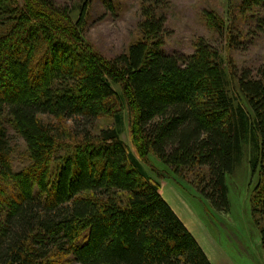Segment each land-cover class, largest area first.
I'll use <instances>...</instances> for the list:
<instances>
[{"label":"trees","instance_id":"trees-1","mask_svg":"<svg viewBox=\"0 0 264 264\" xmlns=\"http://www.w3.org/2000/svg\"><path fill=\"white\" fill-rule=\"evenodd\" d=\"M164 5L143 0L140 38L105 58L85 38L88 1L73 20L53 0H0V264H211L139 159L196 174V192L227 213L226 179L247 142L264 251V65L232 74L236 102L206 40L188 56L162 51ZM256 26L264 33V20ZM104 118L111 125L97 129ZM125 120L137 155L121 139Z\"/></svg>","mask_w":264,"mask_h":264},{"label":"rangeland","instance_id":"rangeland-1","mask_svg":"<svg viewBox=\"0 0 264 264\" xmlns=\"http://www.w3.org/2000/svg\"><path fill=\"white\" fill-rule=\"evenodd\" d=\"M56 5H66L71 16L77 18L84 1H88V28L85 38L101 56L113 58L127 50L140 38L138 23L143 0H53ZM165 19V38L162 51L169 54L191 55L199 39L206 40L219 51L233 99L242 101L232 74L246 69L254 72L264 65V33L256 23L264 20V10L245 12L234 0H165L159 9ZM221 19L222 32L215 31L208 16ZM229 33V34H228ZM231 36L232 38H228ZM126 118V113L124 115ZM121 131L122 141L137 155L132 144L129 125L125 120ZM109 118L100 119L97 129L111 125ZM15 150L14 165L21 164L22 143L11 134ZM242 157L234 172L227 177L229 211L217 212L196 192L193 179L183 180L173 175L154 156L139 159L149 176L158 180L160 194L179 219L189 221L212 238L217 247L232 264H264V251L260 243L262 222L252 210V193L257 176L251 173L249 142L242 146ZM163 176V177H162ZM60 264H76L65 256L58 257Z\"/></svg>","mask_w":264,"mask_h":264},{"label":"crops","instance_id":"crops-1","mask_svg":"<svg viewBox=\"0 0 264 264\" xmlns=\"http://www.w3.org/2000/svg\"><path fill=\"white\" fill-rule=\"evenodd\" d=\"M163 199L166 200L164 197ZM181 221L187 228V230L191 233V235L194 237V239L197 241L201 249L204 251L211 264H232L231 260L227 258L226 254H223L221 252V250L217 247L215 242L210 236H208L206 232H203L189 221Z\"/></svg>","mask_w":264,"mask_h":264}]
</instances>
